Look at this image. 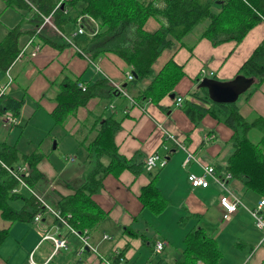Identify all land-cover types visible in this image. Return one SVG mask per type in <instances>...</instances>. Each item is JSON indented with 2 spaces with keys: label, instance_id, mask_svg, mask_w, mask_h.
Here are the masks:
<instances>
[{
  "label": "crops",
  "instance_id": "obj_1",
  "mask_svg": "<svg viewBox=\"0 0 264 264\" xmlns=\"http://www.w3.org/2000/svg\"><path fill=\"white\" fill-rule=\"evenodd\" d=\"M18 12H20V17L27 16V12L23 9ZM71 24L73 23L66 24L63 32L53 25L62 36L61 40L66 42L60 48L45 43L38 35H34L35 42L40 44L39 51L30 56L31 46H27L23 57L12 62L9 66L11 81L3 93L16 99H22V108L24 104L32 105L35 111L39 104H44L51 116V111L56 105V95L63 81L79 78L82 83L88 84L103 79L104 81L99 82L98 85L101 95L91 97L84 106H79L63 123L73 128L91 119L88 127L83 126L88 128L87 134L91 133V140L98 128L97 124L94 125L95 121L109 115L114 116L120 119V128L114 135V142L120 154L126 157L140 154L137 160L142 161L147 155L156 153L166 161L164 165L157 164L150 170L143 168L138 174L125 168L118 175L109 173L103 177L102 186L92 194V197L105 215L96 227L88 231L89 246L85 245L87 252L81 251L80 238L75 234L71 236L72 234L67 231L64 232L62 227H67L54 218L51 212L47 210L41 212L39 223L35 224L36 230L27 225L23 226L25 233L20 236V238L24 236L27 239V264H49L57 253L59 257L53 264H68L80 258L83 264H144L152 255H155L151 245L157 239L165 242L163 250L158 254L171 258L176 254L174 248L178 250L183 248L185 233L193 226H201L198 223L203 217L201 214L210 208H214L215 214L218 213L221 222V227L214 230L213 236L206 229L208 234L216 240L221 251L219 260L214 264H264V241L261 242L263 231H259L260 228L254 224L250 213L248 215L236 209L229 219H223L222 208L217 199L220 192L217 185L210 183L207 187H191L187 181V173L189 171L200 173L203 163L213 165L218 173L226 171L225 166L233 150L232 129L210 113L205 114L194 125L180 106L176 105L173 97L168 95L161 100V105L166 109H161L151 101L133 104L123 94H107L106 85L111 84L110 80L120 83L126 80L127 64L120 56L109 51L96 57L86 55L83 49L86 48L88 37L84 33H75L77 25L74 24L72 27ZM158 26V21L151 16L144 23V28L148 31H154ZM66 32L73 33L74 36L79 35V39L73 42ZM28 37L27 34L20 37V49L25 45ZM262 40H264V21L262 20L252 27L240 42L226 40L213 44L209 39L190 32L181 41L175 40L172 47L162 49L152 63V68L154 72H157L169 58L181 64L184 75L175 86L174 94L183 98L187 96L188 90L199 89L197 84L203 77L218 80L233 78L239 66ZM90 63L93 65V70L90 69ZM201 69H206L212 74L207 71L202 73ZM3 71L7 79L0 85L8 81L7 73ZM149 81L148 78H144L142 84L146 85ZM238 97L241 101L239 98L236 103L240 114L245 119L252 120L256 116H264V81L247 98L244 97V93ZM102 100H107L108 105L105 104L102 107ZM99 104L107 111H100ZM19 113L16 114V118L20 116ZM51 118L54 121L52 116ZM165 131L183 143L185 149L197 156V161L192 159L183 164L186 150L169 138ZM11 146L13 144L5 139L0 140L2 153ZM32 152L41 154L35 150L25 153ZM103 160L108 162L106 156ZM48 161L50 160L41 154L35 167L38 169L42 163L45 165ZM24 164L28 166L30 175L34 176L27 161ZM47 166L54 170V166ZM154 174H156V185L167 200L166 206L157 214L142 208L138 197L141 186L146 184ZM46 176L53 186L52 182L56 176L51 172ZM42 182L40 181L39 184ZM83 182L77 180L71 184L69 182L60 183V188L54 186L53 191H50V186L46 187L42 193L49 202L44 200L48 204L53 202L51 206L56 209L54 205L59 196L70 193ZM228 184L241 197V191L245 189L241 182L232 177ZM234 187L241 189L237 192ZM248 201L249 204L252 203L250 199ZM256 202L251 205L253 206ZM245 208L247 209L248 206ZM108 219L110 220L107 221ZM3 221L5 224L0 223V225L8 226L10 231L14 223L36 220L33 218L31 221L13 223ZM166 221L171 223L169 230L173 232V236L161 228ZM209 223L205 221V224ZM130 230H134L137 234L132 235ZM46 234L58 238L64 237L66 246L53 248L52 240L49 237L44 238ZM115 236L116 239H114ZM221 244L227 245L228 249L232 248L231 256L226 255ZM123 249L124 255L120 257L119 262L113 263L116 253ZM31 254L33 262L28 260ZM158 257H154L150 264H153ZM0 264L10 263L7 257L0 254ZM195 264L208 263L197 259Z\"/></svg>",
  "mask_w": 264,
  "mask_h": 264
},
{
  "label": "trees",
  "instance_id": "obj_2",
  "mask_svg": "<svg viewBox=\"0 0 264 264\" xmlns=\"http://www.w3.org/2000/svg\"><path fill=\"white\" fill-rule=\"evenodd\" d=\"M57 2L58 0H6V6L23 9L27 16H22L0 39V70L6 71L12 62L17 60L20 51L19 39L24 34L33 38L38 35L45 43L57 48L66 44L58 32H48L44 16H49L51 23L60 32L64 31V26L68 23L77 25V18L81 17L78 23L83 26L84 34L88 37L84 53L96 57L109 51L120 56L132 74V78L121 83L125 92L134 103L151 101L161 109H166L161 105L162 98L174 93L175 86L184 75L182 65L173 58H169L154 72L152 63L162 49L172 47L175 40L181 41L196 25H203L199 37H205L213 44L226 40L240 42L246 33L262 20L261 15H264V0H61L56 7ZM150 16L159 23L154 31L144 28V23ZM39 26L41 28L37 31ZM92 32L93 34H90ZM236 75L254 79L244 92L245 98L264 81V40L255 46L239 66ZM144 78L150 80L146 85L142 84ZM101 81L104 80L88 84L82 83L79 78L63 81L55 98L56 105L51 111L54 122L63 123L91 97L101 95L98 90ZM79 83L84 84V88ZM106 87L107 94L122 95L112 84L108 83ZM178 97L181 98L180 108L194 125L205 114L210 113L232 129L233 150L225 169L231 172L245 189L256 192L259 198L264 197V116L259 115L247 120L240 114L236 101L215 103L209 99L204 87L188 90L187 96L183 98L174 94L175 103ZM22 101L1 93L0 114L9 110L16 115ZM96 124V134L86 146L87 155H94L95 167L81 185L70 193L61 194L54 205L69 226L80 232H87L96 227L105 215L92 197L102 186L103 177L109 173L118 175L125 168L138 174L144 168L143 160H137L140 154L126 157L117 150L114 135L120 128V119L109 115L104 119L98 118L94 125ZM252 129L260 131L256 140L249 137ZM40 156L41 154L33 152H22L14 145L6 152L2 153L0 150L1 219L10 223L31 221L36 214L45 210L44 199L41 198V201L37 193L30 192L16 178L21 177L28 187L34 188L36 176L40 175L35 167ZM104 156L108 158V162L103 160ZM25 161L34 176H31L30 172L28 175H20L22 171L19 167ZM138 197L141 207L154 214L160 213L167 204L166 198L156 185V174L141 186ZM19 201L18 207L13 205ZM130 231L132 235L137 234L134 230ZM8 232V226L0 225V245L8 236ZM154 243L151 245L152 249ZM164 245L160 251L154 250L153 254L161 252ZM81 251H88L85 245L81 246ZM123 252L124 249L116 253L113 263L119 262ZM159 255L153 264H195L197 259L214 264L219 260L221 251L216 240L203 226H193L185 233L183 248L178 254L171 258ZM154 257L155 255H152L144 264L152 263ZM82 261L80 258L68 264H83Z\"/></svg>",
  "mask_w": 264,
  "mask_h": 264
},
{
  "label": "rangeland",
  "instance_id": "obj_3",
  "mask_svg": "<svg viewBox=\"0 0 264 264\" xmlns=\"http://www.w3.org/2000/svg\"><path fill=\"white\" fill-rule=\"evenodd\" d=\"M19 14L20 12H18V10H15L10 6H6V0H0V15H1L0 39L5 34V32L9 27L15 25L20 20L21 17ZM50 20L51 19H49V22H46V25L48 24L46 26L48 32L49 33H52L53 31L57 32V30L53 27V24L51 23ZM70 26L73 27L74 24H71ZM202 26L203 25H196L192 32L199 34L202 31ZM66 34L73 42L74 40L79 39V35L74 36L73 33L69 34L68 32H66ZM24 54L25 51H22L19 58L21 59ZM90 65H89L90 69L93 70L92 63H90ZM5 77L6 76L4 74V71L0 70V84H2L7 79V78L5 79ZM239 98L240 97H238L237 100ZM239 101H241V98L239 99ZM101 104L102 107L105 104L108 105V101L102 100ZM98 106H99L98 108H100V111L101 110H104L105 112L107 111V109L105 107L102 108L100 104ZM32 108H34L32 105L28 106L24 104L23 108L21 106L19 111L20 116L16 118L17 119L16 124L3 126V124H1L0 122V140L5 139L7 142L15 145V147H18L19 150L22 152H30L35 150L43 154L46 158L50 160L47 163H45V165L42 163L40 165L41 169L36 168V171L40 172V175L36 176V184L35 186H33L34 188L32 187L28 188L30 192L34 190L42 199L48 201L46 199V196H44V194L42 193L44 188L50 186L49 188L50 191H53L54 186H56V188H60L59 186L60 183L64 184L69 182L71 184L77 180L78 182L84 181L87 174L95 167L96 161L94 159V155L88 156L87 155L88 152L86 150V146L88 145L91 136V133L87 134L88 128L86 127H88L91 124L92 120L90 119L88 122L85 121L83 123L76 125L79 126V128H75L76 126L70 128L66 126L64 123H55L52 120L51 116L49 115L48 109L45 107L44 104H39L35 111ZM14 116L16 117V115ZM85 135H87L86 138H84ZM259 136H260L259 130L253 129L249 132V137L252 140H256ZM219 139L221 140V137H219ZM71 157L73 158V160H71L72 159ZM47 165L54 166V170L49 168ZM143 167L145 170H148L145 168L144 164ZM50 172L52 173V175L56 176L52 182L53 186H51V183L46 176ZM40 181L43 182L39 184ZM234 188L237 192L239 191V189H241V188L238 189L237 187ZM54 193L55 192H53V194ZM240 195L248 207H252L251 204L259 199V195L256 192L247 189L242 190ZM249 199L252 202L251 204H249L248 201ZM49 204L53 206L54 203L50 202ZM13 205L18 207L20 205V201L15 202ZM237 210L239 212H243L249 215L248 210L243 206H239ZM201 215L203 217L200 218L198 223L201 226H203L205 230L207 229L209 234L213 236L214 230L217 229L218 227H221V222L219 221L218 213L215 214L214 208H210L208 211L204 210V212ZM109 220L110 219H108L107 221ZM205 221L210 223L205 224ZM0 223L5 224V222L1 218H0ZM37 223L39 222L38 221H31L26 223L17 222L14 223L11 226V228L9 227L10 228L9 235L6 237L3 244L0 245V254L2 256L7 257V260L9 261L10 264H15V263L27 264V255H28L27 254L28 251L26 250L27 239L24 236L20 238V236H22L25 233L23 226L27 225L29 228L36 230L35 224ZM170 224L171 223L166 221V224L162 225L161 228L173 236V232L171 233V231L169 230L171 229V227L169 226ZM62 229L64 230V232L67 231L68 233L67 228L62 227ZM112 229H115V227H112ZM259 231L262 232L261 229H259ZM69 234H72L71 236L74 235L71 232H69ZM84 235L87 240L88 231L85 232ZM116 238L117 237L115 236L114 239ZM110 242L113 243L112 241ZM221 245L226 255L231 256L232 248L228 249L227 245L224 244ZM174 250L175 253L177 254L179 253L178 249L174 248ZM32 256L33 255L31 254L28 257L29 261L33 259ZM156 256H159V254L156 253L155 257ZM58 257L59 254L57 253L55 255L54 260L49 264H53Z\"/></svg>",
  "mask_w": 264,
  "mask_h": 264
},
{
  "label": "built area",
  "instance_id": "obj_4",
  "mask_svg": "<svg viewBox=\"0 0 264 264\" xmlns=\"http://www.w3.org/2000/svg\"><path fill=\"white\" fill-rule=\"evenodd\" d=\"M60 2H61V0H58L56 7L60 4ZM89 18L91 20H93L91 17H89ZM261 18H262V21H264V15H261ZM43 19H44V22H49V16H44ZM80 19H81V17L77 18V28H76L75 33H84L85 32L83 26L80 23H78ZM40 28L41 27L39 26L37 28V31H39ZM90 34H93V32ZM27 46H31V51L29 54L30 56L35 55L40 49V44L38 42L34 41L33 36L28 37L27 42L20 49L19 54L17 56V59L19 58L22 51L26 52L25 49ZM201 72L205 73L206 70L202 69ZM6 73L8 76V81L6 84L0 85V94L4 92L5 87L11 81V77H10V73H9V67L6 69ZM208 73L212 74L211 72H208ZM125 78L126 79L132 78V74L129 71H127L125 73ZM110 82L116 89H118L123 95H125L131 103H134V101L131 99V97L122 88L120 82H115L112 80H110ZM79 85L82 88H84L83 84L79 83ZM180 102H181V98L178 97L177 101H176V105H180ZM0 121L4 125L5 124L9 125V124H15L17 122V119L11 111L6 110L0 114ZM165 133H166V131H165ZM166 135L169 138H172L176 144H178L183 149H185L183 143L177 141L175 138H173V136L171 134L166 133ZM192 159L194 161H197L196 156L191 151L186 150V155H185V158L183 160V164H186L187 162H189ZM165 161H166L165 158L160 157L156 153L149 154L143 159L144 166L148 170L155 167L157 164L164 165ZM201 168H202L201 169L202 171L200 173H194V172L189 171L187 173V181L191 187H207L210 183H214L217 185V187L220 190L217 199H218L219 206L222 208V218L223 219H225V220L229 219L231 216V213L233 211H235L239 206L246 207V205L243 203L241 198L235 193V191L228 184V181L233 177L231 172L226 170L224 172L218 173L215 170L213 165L204 164V163L202 164ZM19 169L22 171V172H20V175H28L29 170H28V166L26 164H23L22 166H20ZM16 178L19 179L21 185L29 188L25 184V182L20 179L21 177L17 176ZM32 192L34 193L35 191L33 190ZM40 199H41V197H40ZM41 201H42V199H41ZM43 206H44L45 210H47L53 214L54 218H56L60 223L65 225L70 230L71 233L78 236L82 242V245H86V246L88 245V242H87L86 237L84 235L86 232L85 230L80 232V231H77L72 226H69L65 217L60 213V211L58 209H54L50 204H48L44 200H43ZM247 210L249 211L250 215L252 216L254 224L263 231V237H262L263 240H261V242H263L264 241V197L259 198L257 200V202L252 207L247 208ZM39 217H40V213H38L34 216V220L38 221ZM45 237H49L52 240L53 248H55V249H57L58 247L66 245V239L64 237L58 238V237H55L54 235H49V234L44 235V238ZM164 244H165V242L163 240H156L154 243V250L160 251ZM30 261H32V260H30Z\"/></svg>",
  "mask_w": 264,
  "mask_h": 264
},
{
  "label": "water",
  "instance_id": "obj_5",
  "mask_svg": "<svg viewBox=\"0 0 264 264\" xmlns=\"http://www.w3.org/2000/svg\"><path fill=\"white\" fill-rule=\"evenodd\" d=\"M132 73L134 74V72ZM253 81V77H244L241 75H236L228 80L203 77L197 86L204 87L209 99L215 103H233L240 94L249 88ZM173 96L174 93H171L170 97Z\"/></svg>",
  "mask_w": 264,
  "mask_h": 264
},
{
  "label": "bare ground",
  "instance_id": "obj_6",
  "mask_svg": "<svg viewBox=\"0 0 264 264\" xmlns=\"http://www.w3.org/2000/svg\"><path fill=\"white\" fill-rule=\"evenodd\" d=\"M179 106V105H178ZM68 231H70V230H68ZM111 263V262H110Z\"/></svg>",
  "mask_w": 264,
  "mask_h": 264
}]
</instances>
